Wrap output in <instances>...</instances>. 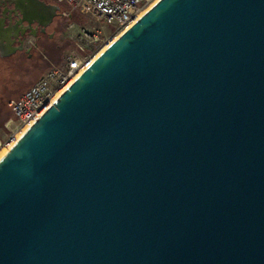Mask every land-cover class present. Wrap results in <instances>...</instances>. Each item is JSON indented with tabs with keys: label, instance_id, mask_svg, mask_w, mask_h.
<instances>
[{
	"label": "water",
	"instance_id": "95a60500",
	"mask_svg": "<svg viewBox=\"0 0 264 264\" xmlns=\"http://www.w3.org/2000/svg\"><path fill=\"white\" fill-rule=\"evenodd\" d=\"M0 264H264V0H157L0 158Z\"/></svg>",
	"mask_w": 264,
	"mask_h": 264
},
{
	"label": "built area",
	"instance_id": "2783aa9c",
	"mask_svg": "<svg viewBox=\"0 0 264 264\" xmlns=\"http://www.w3.org/2000/svg\"><path fill=\"white\" fill-rule=\"evenodd\" d=\"M71 10L90 18L86 25L70 22L66 32L73 49L59 63L52 65L19 97L8 102L11 116L0 135V150L14 144L24 128L32 123L55 101L79 73L88 67L97 52L113 37L124 31L157 0H59ZM21 134L19 137L18 135Z\"/></svg>",
	"mask_w": 264,
	"mask_h": 264
},
{
	"label": "flooded vegetation",
	"instance_id": "af4514ba",
	"mask_svg": "<svg viewBox=\"0 0 264 264\" xmlns=\"http://www.w3.org/2000/svg\"><path fill=\"white\" fill-rule=\"evenodd\" d=\"M72 12L59 0H0V74L14 88L65 58Z\"/></svg>",
	"mask_w": 264,
	"mask_h": 264
},
{
	"label": "rangeland",
	"instance_id": "374dc122",
	"mask_svg": "<svg viewBox=\"0 0 264 264\" xmlns=\"http://www.w3.org/2000/svg\"><path fill=\"white\" fill-rule=\"evenodd\" d=\"M72 14H73V19L71 22H77L80 25H86V23H90L89 22L90 18L80 13L79 11L75 10L72 12ZM73 46L74 45L71 40V45L68 46V49L66 50V54L73 49ZM45 72H43V74ZM41 76H42V73L41 75L31 77L30 80H28L25 83L26 85H18L17 88H14L15 86L12 82L14 75H8L7 73L0 74V135L4 134L3 133L4 123L11 116V111L8 106L9 100L19 97L25 90H27Z\"/></svg>",
	"mask_w": 264,
	"mask_h": 264
},
{
	"label": "bare ground",
	"instance_id": "6f19581e",
	"mask_svg": "<svg viewBox=\"0 0 264 264\" xmlns=\"http://www.w3.org/2000/svg\"><path fill=\"white\" fill-rule=\"evenodd\" d=\"M139 17H140V16H139ZM118 35H119V34H118ZM118 35H116V36L113 38V40H114ZM113 40H111L109 43H111ZM105 47H106V46L102 47V48L97 52L96 56L99 55V54L105 49ZM96 56H95V57H96ZM59 94H60V92H57V94L55 95V98H56ZM25 130H26V128H24V129L22 130V133H23ZM20 135H21V134H19L18 137H19ZM11 146H12V144H10L9 146H7V147H5V148H2V149L0 150V158L6 153V151H7Z\"/></svg>",
	"mask_w": 264,
	"mask_h": 264
},
{
	"label": "trees",
	"instance_id": "16d2710c",
	"mask_svg": "<svg viewBox=\"0 0 264 264\" xmlns=\"http://www.w3.org/2000/svg\"><path fill=\"white\" fill-rule=\"evenodd\" d=\"M72 17L70 18V20H72L73 19V14L71 15Z\"/></svg>",
	"mask_w": 264,
	"mask_h": 264
}]
</instances>
